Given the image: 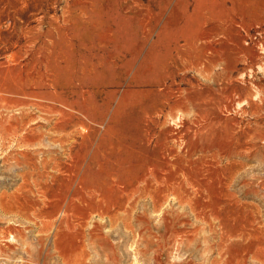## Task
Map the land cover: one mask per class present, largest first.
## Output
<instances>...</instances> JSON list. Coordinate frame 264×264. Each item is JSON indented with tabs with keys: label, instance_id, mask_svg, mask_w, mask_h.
Returning <instances> with one entry per match:
<instances>
[{
	"label": "rangeland",
	"instance_id": "374dc122",
	"mask_svg": "<svg viewBox=\"0 0 264 264\" xmlns=\"http://www.w3.org/2000/svg\"><path fill=\"white\" fill-rule=\"evenodd\" d=\"M0 264H264V0H0Z\"/></svg>",
	"mask_w": 264,
	"mask_h": 264
}]
</instances>
